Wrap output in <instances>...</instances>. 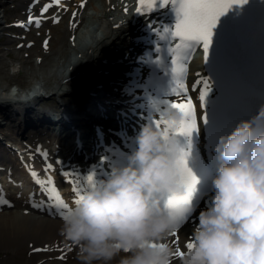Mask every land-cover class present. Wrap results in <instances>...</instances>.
I'll return each mask as SVG.
<instances>
[{"label": "bare ground", "instance_id": "obj_1", "mask_svg": "<svg viewBox=\"0 0 264 264\" xmlns=\"http://www.w3.org/2000/svg\"><path fill=\"white\" fill-rule=\"evenodd\" d=\"M16 1H19L18 8H11ZM133 1L0 0V44L5 43L0 46V66L8 74L7 78L0 74V88L19 85L12 77L17 79L24 71L27 76L38 79L32 86L38 83L43 91L28 102L0 103V129L6 123L11 130L8 142L0 138V201H3L0 203V250L10 255L11 260L30 252L32 258H42L43 264H81L78 246L61 234L64 221L61 213L71 210L79 195L108 174L101 173V176L99 172H109L117 165L115 162L124 163L135 149L139 131L133 134V128L116 112V107L123 104L120 109L123 112L127 110L125 106H132L131 111L138 109L141 120L146 119L144 125L147 121H160L156 117L167 107L162 102H170L168 86L173 85V78L167 75V70L172 67L174 54L167 45L175 41L164 40L170 30L162 27L159 15L133 14ZM12 10L15 17L26 18L21 23L5 26ZM160 15L164 16L165 12ZM30 17L32 23L28 22ZM155 29L157 34L153 33ZM139 38L144 40L138 41ZM17 41L24 45L14 52L12 46ZM163 51L167 52L163 54ZM52 54L55 57L51 59ZM190 57L183 82L188 88L187 95L197 106L201 122L203 115L218 101L219 91L202 47H197L195 52L192 49ZM50 60L52 64L45 66ZM15 61L19 70L9 79L10 67L16 66ZM34 61L36 68L32 69ZM91 65L98 68L90 71L88 78L82 73L74 76ZM54 77L57 81L52 85L46 83ZM201 78L212 83L205 106L199 101L202 87L197 82ZM47 86L54 92L46 90ZM71 92L81 95L69 98ZM52 98L57 105L49 103ZM61 99L64 102H59ZM182 100L183 97L173 102ZM202 124L198 134L191 137V155L199 153L208 160L210 149ZM121 130L125 132L123 138L119 134ZM78 140L85 150L82 156L78 152ZM53 186L68 208L59 209L55 206L58 201L47 200L45 194L40 196ZM210 203L211 197H206L188 223L176 229L178 245L173 236L166 243L175 250L178 247L187 251L199 214ZM118 259L112 264H118ZM172 264H180V257H174Z\"/></svg>", "mask_w": 264, "mask_h": 264}, {"label": "clouds", "instance_id": "obj_2", "mask_svg": "<svg viewBox=\"0 0 264 264\" xmlns=\"http://www.w3.org/2000/svg\"><path fill=\"white\" fill-rule=\"evenodd\" d=\"M18 70L10 67L13 75ZM42 94L38 83L29 90L14 84L0 88V103ZM161 112L160 126L146 122L126 161L78 197L64 219L61 234L78 246L81 264L117 258L118 264H172L176 257L166 241L177 218L194 211L184 199L191 157L178 134L185 113L171 107ZM215 152L211 203L200 212L194 247L180 264H264V106L222 135Z\"/></svg>", "mask_w": 264, "mask_h": 264}, {"label": "snow or ice", "instance_id": "obj_3", "mask_svg": "<svg viewBox=\"0 0 264 264\" xmlns=\"http://www.w3.org/2000/svg\"><path fill=\"white\" fill-rule=\"evenodd\" d=\"M170 0H159L160 7H166ZM249 2V0H171V4L176 9L177 22L175 24V31L172 34L173 38H178L180 43L171 49L174 54L171 59L173 86L170 89L171 94H175L178 97H183L182 102H168L163 101L167 107L180 109L185 113V120L183 127L179 130L178 134L188 138V155H191V137L199 130V126L196 119L195 104L191 97L187 95L188 88L184 81V76L187 71L186 62L191 55V50L202 46L204 54V60L207 63L209 59V52L213 44L214 29L216 28L219 20L234 6L243 7ZM59 3V0H57ZM139 7L136 8L137 13H142L144 8H153L156 5V0H139ZM44 11H47L45 8ZM29 23L33 22V19L29 18ZM58 22V21H57ZM35 23L39 25V20ZM47 42H45V48ZM199 75V74H198ZM198 86L202 87V91L199 93V101L205 106L207 97L212 90V83L209 79L201 78L197 82ZM162 114V112H161ZM203 123H207V115L202 117ZM154 125L159 127L160 121H153ZM187 167V161H185ZM188 171V192L184 199L191 204L192 197L196 191V186L199 183L197 176L193 173L191 168H187ZM91 180V177L89 178ZM49 183H52L49 180ZM95 184H92L94 186ZM52 198L59 203L58 207L68 208L67 204H64L60 200V194L53 186L50 189ZM82 195H79L81 197ZM78 202V200H76ZM3 203V201H0ZM67 213L62 212L63 218H67ZM176 228L179 226L176 224ZM171 236L175 237V244H179V237L177 231L173 232ZM153 247L156 245L153 244ZM160 247H164L161 244ZM187 249L194 247L192 242L187 243ZM184 251L176 248V257H182Z\"/></svg>", "mask_w": 264, "mask_h": 264}, {"label": "rangeland", "instance_id": "obj_4", "mask_svg": "<svg viewBox=\"0 0 264 264\" xmlns=\"http://www.w3.org/2000/svg\"><path fill=\"white\" fill-rule=\"evenodd\" d=\"M14 2H12L11 4H13ZM19 4V1H16V3H14L13 5H12V7L11 8H18V5ZM14 16V17H13ZM25 16L24 17H21V18H18V17H15V15H14V10H12V17H10V18H8L6 21L8 22H6L5 21V26H9L10 24L13 26V24H16V23H21V22H23V20H25ZM6 38V37H5ZM20 39V38H19ZM5 40V39H4ZM21 40V39H20ZM23 43L22 42H20V41H17L13 46H12V49H15L14 50V52H17V50L19 49V47H21V45H22ZM24 45V44H23ZM0 46H5V43H2V44H0ZM65 50V49H64ZM66 52V51H65ZM68 54V53H67ZM14 56H16L15 54H14ZM55 57V54H52L51 55V59L52 58H54ZM66 57V56H65ZM67 58V57H66ZM35 59V58H34ZM48 63H44V64H46L45 66H47V65H49V64H52V62H53V60H50V61H47ZM14 63V62H13ZM15 64L16 65H18L17 64V61H15ZM31 65L33 66V68L31 67V66H28V68H32V69H34V68H36L34 65H35V61L33 62V63H31ZM98 68V66H94V65H91V66H88V67H85V69H83V70H80V71H78V72H76V74L74 75V76H76V75H78V74H80V73H82V76L84 77V78H88L89 77V75H87V74H91V72L90 71H92V70H95V69H97ZM48 69V68H47ZM0 74L4 77V78H7L8 77V74L6 73V72H3L2 71V67L0 66ZM25 71H27V70H25ZM23 73H22V75H20L17 79H15V78H13L12 77V80L14 81V80H17V82L19 81L20 83H19V87H22V88H32V83H34V82H38V79H33V78H31L30 76H27L26 75V73L24 72V71H22ZM90 72V73H89ZM37 73H39V72H37ZM13 74H11L10 72H9V79H11V76H12ZM39 80H41V79H39ZM46 80V79H45ZM54 81H57V79H56V77H54V78H49V79H47L46 80V83H48V84H50V85H52L53 83H54ZM23 82V83H22ZM42 83L44 82V81H41ZM52 82V83H51ZM78 82V81H77ZM79 84L80 83H82V82H78ZM46 90H48V91H53L54 92V89H52V87H50V86H47V89ZM80 93H78V94H76V93H74V92H71L69 95H68V97L69 98H73V99H75L77 96H79L80 97ZM47 98L49 99V97H51L50 96V94L48 93L47 94ZM62 100V99H61ZM59 101V102H64L63 100L62 101ZM49 103H51V104H56L57 105V103L55 102V99L54 98H52L51 99V102H49ZM3 122H4V120H3ZM3 126L1 127V129H0V138H1V140H3L4 142H8V136L7 135H9V133H11L10 131L11 130H9L10 128L8 127V125H6V123H3L2 124ZM4 139H7V140H4ZM69 141H71V140H69ZM10 142V141H9ZM12 142V141H11ZM20 142V141H19ZM24 142H26V141H24ZM34 156V155H33ZM33 158H35V156L33 157ZM213 195V193L209 196V197H211ZM30 254V252H27L25 255H24V257L23 258H18V259H16V260H11L10 259V255H8L6 252H2L1 250H0V264H43V262H45V261H43V259L42 258H38V259H36V258H32L31 257V254ZM26 256V257H25ZM41 259V260H40ZM45 259H47V258H45Z\"/></svg>", "mask_w": 264, "mask_h": 264}]
</instances>
